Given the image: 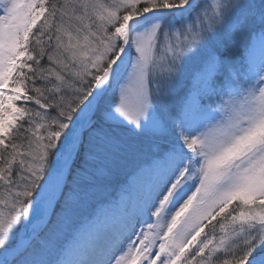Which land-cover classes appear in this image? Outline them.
Instances as JSON below:
<instances>
[{
	"label": "snow or ice",
	"instance_id": "snow-or-ice-1",
	"mask_svg": "<svg viewBox=\"0 0 264 264\" xmlns=\"http://www.w3.org/2000/svg\"><path fill=\"white\" fill-rule=\"evenodd\" d=\"M0 264H264V0H0Z\"/></svg>",
	"mask_w": 264,
	"mask_h": 264
}]
</instances>
